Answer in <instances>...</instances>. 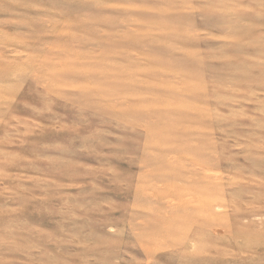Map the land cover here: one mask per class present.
<instances>
[{
	"label": "rangeland",
	"instance_id": "1",
	"mask_svg": "<svg viewBox=\"0 0 264 264\" xmlns=\"http://www.w3.org/2000/svg\"><path fill=\"white\" fill-rule=\"evenodd\" d=\"M0 264H264V0H0Z\"/></svg>",
	"mask_w": 264,
	"mask_h": 264
}]
</instances>
